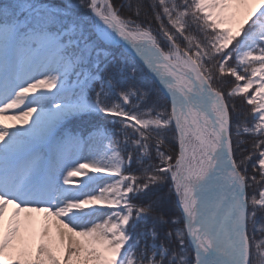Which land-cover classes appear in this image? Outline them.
<instances>
[{
    "label": "snow or ice",
    "instance_id": "1",
    "mask_svg": "<svg viewBox=\"0 0 264 264\" xmlns=\"http://www.w3.org/2000/svg\"><path fill=\"white\" fill-rule=\"evenodd\" d=\"M258 213L264 0H0V264H264Z\"/></svg>",
    "mask_w": 264,
    "mask_h": 264
},
{
    "label": "trees",
    "instance_id": "2",
    "mask_svg": "<svg viewBox=\"0 0 264 264\" xmlns=\"http://www.w3.org/2000/svg\"><path fill=\"white\" fill-rule=\"evenodd\" d=\"M114 3H116L117 5H119L121 3V0H114ZM123 15H131V13L128 11V10H124L122 12ZM236 107L237 109L239 110H243L244 105H241L240 101H239V98H237L236 100ZM243 118V117H242ZM249 119H250V116H249ZM241 139H245L247 140V143L244 144L242 147L243 148H247V149H251V145H252V142H253V138L252 137H241ZM243 155H247L246 152H243L241 150H237V155H236V158L237 160L239 161L241 159V157ZM248 173L249 175H252V167H251V163H249L248 165ZM253 192V188H249L248 189V193L249 195H251ZM158 195H162L165 197V200L164 202L161 204L160 208L158 209V212H163L165 214V216H177L178 215V211L176 209V206H175V197L174 195H170L168 193V189L167 187L164 188L163 192L162 193H158ZM151 199H155L156 197L155 196H151L150 197ZM262 215L264 214H261V213H258V216L257 218L259 219ZM182 226V225H181ZM257 227L259 228L260 225L258 224ZM250 228H251V225H250ZM167 230V229H165ZM259 235L257 236V239H259Z\"/></svg>",
    "mask_w": 264,
    "mask_h": 264
},
{
    "label": "bare ground",
    "instance_id": "3",
    "mask_svg": "<svg viewBox=\"0 0 264 264\" xmlns=\"http://www.w3.org/2000/svg\"><path fill=\"white\" fill-rule=\"evenodd\" d=\"M54 91V90H53ZM19 112V110L17 109V110H15V113H18ZM9 114H13L12 112H10ZM5 123H9V124H16V126L17 127H19V123L18 122H16V121H10V120H5L4 121Z\"/></svg>",
    "mask_w": 264,
    "mask_h": 264
},
{
    "label": "rangeland",
    "instance_id": "4",
    "mask_svg": "<svg viewBox=\"0 0 264 264\" xmlns=\"http://www.w3.org/2000/svg\"><path fill=\"white\" fill-rule=\"evenodd\" d=\"M35 115V114H34Z\"/></svg>",
    "mask_w": 264,
    "mask_h": 264
}]
</instances>
